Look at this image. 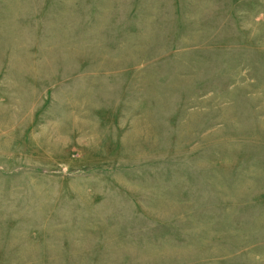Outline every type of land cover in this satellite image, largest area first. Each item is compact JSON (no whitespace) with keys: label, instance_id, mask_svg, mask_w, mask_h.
<instances>
[{"label":"rangeland","instance_id":"obj_1","mask_svg":"<svg viewBox=\"0 0 264 264\" xmlns=\"http://www.w3.org/2000/svg\"><path fill=\"white\" fill-rule=\"evenodd\" d=\"M0 264H264V0H0Z\"/></svg>","mask_w":264,"mask_h":264}]
</instances>
